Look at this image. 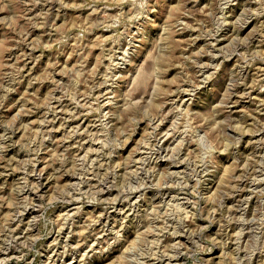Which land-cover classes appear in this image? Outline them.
I'll list each match as a JSON object with an SVG mask.
<instances>
[{
	"label": "rangeland",
	"instance_id": "rangeland-1",
	"mask_svg": "<svg viewBox=\"0 0 264 264\" xmlns=\"http://www.w3.org/2000/svg\"><path fill=\"white\" fill-rule=\"evenodd\" d=\"M0 264H264V0H0Z\"/></svg>",
	"mask_w": 264,
	"mask_h": 264
}]
</instances>
